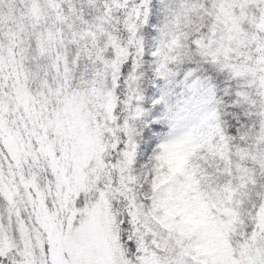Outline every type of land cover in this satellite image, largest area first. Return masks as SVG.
<instances>
[{"label":"snow or ice","instance_id":"6c2138e0","mask_svg":"<svg viewBox=\"0 0 264 264\" xmlns=\"http://www.w3.org/2000/svg\"><path fill=\"white\" fill-rule=\"evenodd\" d=\"M0 264H264V0H0Z\"/></svg>","mask_w":264,"mask_h":264}]
</instances>
